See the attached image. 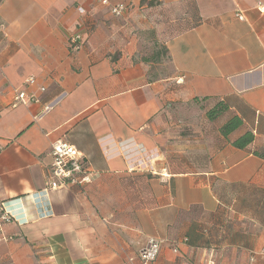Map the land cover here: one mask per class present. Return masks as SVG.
<instances>
[{
  "label": "crops",
  "instance_id": "obj_1",
  "mask_svg": "<svg viewBox=\"0 0 264 264\" xmlns=\"http://www.w3.org/2000/svg\"><path fill=\"white\" fill-rule=\"evenodd\" d=\"M109 1L0 0V264H264V0ZM60 139L93 180L44 191Z\"/></svg>",
  "mask_w": 264,
  "mask_h": 264
},
{
  "label": "built area",
  "instance_id": "obj_2",
  "mask_svg": "<svg viewBox=\"0 0 264 264\" xmlns=\"http://www.w3.org/2000/svg\"><path fill=\"white\" fill-rule=\"evenodd\" d=\"M99 4L109 8L111 14L116 17H122L129 12L130 6L125 3L111 4L109 0H97ZM79 13L85 14L82 9H78ZM240 20L243 16L238 15ZM80 35L73 36L70 40L77 48L82 43ZM36 84L35 77H29L25 81V87L29 88ZM45 89V88H44ZM42 89V91H44ZM12 107L30 106V104H41V101L26 89H16L12 98ZM57 104V100L44 103L42 116L51 112ZM53 164L50 170V178L47 182L48 189H59L62 187H72L77 185H87L93 180V175L89 171L87 162L83 159L82 154L76 148L67 143L64 139H60L52 145ZM1 151V149H0ZM7 204L0 205V222L11 223L13 220H18L17 215L9 210ZM1 230V229H0ZM13 240V237L3 236L0 233V241ZM162 247L161 242L157 238L150 239L147 244L138 253V258L142 264H153L159 257Z\"/></svg>",
  "mask_w": 264,
  "mask_h": 264
},
{
  "label": "trees",
  "instance_id": "obj_3",
  "mask_svg": "<svg viewBox=\"0 0 264 264\" xmlns=\"http://www.w3.org/2000/svg\"><path fill=\"white\" fill-rule=\"evenodd\" d=\"M161 53H163L165 56V49L163 48ZM159 53V54H161ZM228 105L225 102H220L218 103L214 108L210 109L207 111V118L210 121H216L219 118H221L224 114L228 113ZM243 127V121L240 117H231L230 119H228L224 124L223 127L221 129V134L222 136H224L225 138H228L231 134H233L234 132L238 131V129ZM255 135L252 132H246L243 135H241L240 137H238V139H236L234 142H232L233 147H235L236 149H240V150H247V148L249 146H251L253 144V142L255 141ZM255 155H258L262 158H264V154L259 153L257 151L254 152Z\"/></svg>",
  "mask_w": 264,
  "mask_h": 264
},
{
  "label": "rangeland",
  "instance_id": "obj_4",
  "mask_svg": "<svg viewBox=\"0 0 264 264\" xmlns=\"http://www.w3.org/2000/svg\"><path fill=\"white\" fill-rule=\"evenodd\" d=\"M179 30H184V29H179V28H177L176 29V31H179ZM162 50V49H161ZM161 50H160V52H161ZM165 58H166V56H165ZM166 62V61H165Z\"/></svg>",
  "mask_w": 264,
  "mask_h": 264
}]
</instances>
